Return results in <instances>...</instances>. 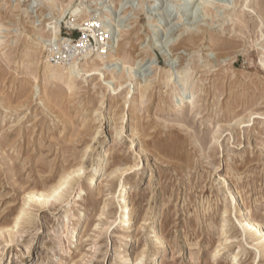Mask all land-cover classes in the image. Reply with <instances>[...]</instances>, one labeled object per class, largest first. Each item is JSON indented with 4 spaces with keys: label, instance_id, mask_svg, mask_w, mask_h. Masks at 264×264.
<instances>
[{
    "label": "rangeland",
    "instance_id": "374dc122",
    "mask_svg": "<svg viewBox=\"0 0 264 264\" xmlns=\"http://www.w3.org/2000/svg\"><path fill=\"white\" fill-rule=\"evenodd\" d=\"M55 1L0 0V264H264L259 232L240 228L246 214L264 223V0H93L58 22L69 0ZM88 21L121 47L123 63L104 69L121 83L115 95L96 73L69 94L43 71L38 47L76 38ZM64 168L79 170L40 203ZM119 185L130 189L125 229L111 224ZM232 193L242 211H231ZM79 209L71 244L62 228Z\"/></svg>",
    "mask_w": 264,
    "mask_h": 264
},
{
    "label": "bare ground",
    "instance_id": "6f19581e",
    "mask_svg": "<svg viewBox=\"0 0 264 264\" xmlns=\"http://www.w3.org/2000/svg\"><path fill=\"white\" fill-rule=\"evenodd\" d=\"M50 1L53 2V3L56 2L55 0H50ZM92 1L93 0H69L61 8V11H60V13H58V16L55 18V21L56 22L63 21L65 19V16H64L65 12L70 11V10H71V14L74 17L75 16H79L80 13H82V15H85L86 11L88 12V10H87L88 6H93V5H90L88 3V2H92ZM246 1L247 0H243V3H242L243 7H246V6L248 7V4L246 3ZM189 5L190 6L193 5L192 0H190V4ZM249 6H250V4H249ZM104 8L105 7H103V9ZM260 9H262V8H260ZM97 10H102V7L93 8V9L90 10V12H94V11H97ZM182 10H184V7H183ZM104 12H108V10H104ZM100 13H103V12L100 11ZM103 15H108V14L105 13ZM88 16H91V15L88 14ZM167 16H169V15H167ZM79 17H81V15ZM153 18L154 17L149 18L148 23H147L148 24L147 26L152 27V28L156 27V25H157ZM256 18H257V16H256ZM82 19H84V18H81L80 21H82ZM261 20H262V17H261ZM73 22L74 21H69L68 24L74 25ZM102 23H104V22L102 21ZM262 23H263V21H260L259 24L257 23V26H258L260 32H261L260 27H261ZM75 24L77 25V24H80V23H75ZM85 24H86L87 28L84 29V31L90 32L91 35L94 38L95 35L92 33V29H90V28H92L91 25L89 23H85ZM258 28H257V30H258ZM156 32L158 34V29L156 30ZM147 36H151V30L150 29L148 30V35ZM45 42H47V43H45ZM49 42L50 41H44L45 45L42 44L40 47H38L39 50L45 56L44 59H43V63H42L43 64V71H44V73H48V77L50 79H60L64 83V85L66 86V90H67V92H69V94L71 93L72 87L75 85V79L78 76H81V75L83 76L84 74L89 75V74H92V73H96V74L99 75V79L102 82H104V84L108 88V91L111 92L112 94H114L118 90L119 86L121 85L120 82L114 84L113 79L112 80H105V77H104V69H105V67H107L108 65H114V64H118V63H123V62H121V58H120V54L121 53L119 51V48H121V47H119L118 40L112 39V41H108L105 44H104V41H103V43L99 46V48L96 49V55H94L93 56L94 58L91 59V60H86L84 62H80L78 59H76L72 63L64 64V65H59V64L56 65V64L50 63L49 53H48L49 50L57 49L59 47V45L63 44L64 42L62 41V43H61V40L58 39V38L55 41H52L50 45H49ZM262 49H263V47H262ZM97 50H99V51H97ZM101 54H104L105 56L101 57ZM261 55H263V52L261 53ZM260 60L262 61V65L264 66V58L262 57V59H260ZM178 73H180V76H178V77L180 78L179 80L181 82L182 88L178 92L177 91L175 92L176 96H174V97H175V100L181 101L182 99L184 100V98L186 97V94L189 91L187 90L186 87L184 88V85L187 82V78L182 75L181 71H178ZM171 80H172V73H166L162 77V79L160 80V83H162L164 85L165 84L167 85V84H170L169 81H171ZM135 85H137V83ZM169 86L171 87V84ZM135 87L134 86L131 87L126 92V94L124 96V103L128 102V101H126L127 95L132 94L136 89H138L137 87L135 89ZM146 88L144 87V90ZM53 97L55 99L58 98V99L61 100L62 97H63V93L61 91H57L54 94ZM116 113H118V109H116V107H114V106L110 107L108 112H106V111L103 112V113L100 112V114H102V119H110L112 117V114H116ZM120 119H123V116H121ZM66 122L68 123L69 119H67ZM102 167L103 166L100 163H99V165L97 167H95V169L93 170L94 171L93 175L89 179L90 181H92L94 179V177L99 175L100 171L102 170ZM65 170H66V168L63 169V173H62V174H65V176L62 179H60L58 181L57 185L54 186L52 189H50V191L48 193H46V194L45 193H39V194L38 193H33L32 194V198L36 197V195L38 194L37 197H42V200L40 201V203H46V202H48V199L51 196H60V194L58 192V189H60V187L64 183L68 182L67 179H69V176L72 173L77 172L79 169H77L76 171H73L72 173H70V172L66 173ZM118 189L121 190V191H118ZM82 191H83L82 187H79L78 191L75 193L76 194V198H80ZM116 191H117V195L115 196L116 197V202H115L116 205L115 206H116V211L117 212H116L115 219L112 221V223L111 222L110 223L111 224L114 223V224L118 225L119 228L121 227L122 229H125V228H127V222L129 221V210L130 209L128 207L127 194L130 192V189H128L127 186H123V185L120 186L119 185ZM232 196H233V198H232ZM236 196H237V193H232L230 195L231 199H230L229 203H230V205H232L231 211H233V212H235V210L242 211V208H243L242 204H240L239 206H237V205L235 206V205L232 204V202H234V201H237V203H240L238 199L236 200V198H237ZM21 212H24V210H22ZM81 215L82 214H81V210L80 209L76 213H71L70 220L68 221L67 224L63 225V228H62L63 229V233L67 232L69 234V242H71V244L73 242L77 243V241H78L79 225H80V219L82 217ZM244 216H245V218L242 220V222L240 224L241 231H242L243 234H245V232L251 233L252 232L251 230L253 228L257 232H259V236L257 237V239H258V243H259L260 246L259 245L255 246V248H256L255 253H256V255L262 253L261 255L264 257V223L262 225H259L257 223H254V221H253L254 219L252 218V216H250L248 214H246ZM18 219L19 218L15 219V220L17 221ZM122 231H124V230H122ZM116 234H118V233H115V235ZM8 235H9V237L11 236L10 234H8ZM123 238L125 239V236H123ZM154 241L157 244V250L155 251V253H156V252H159L161 247L163 246V245L161 246V244L163 242H162V239L160 238L158 233H156ZM126 243H127V240H124L123 244H126ZM153 264H158L157 260L154 261Z\"/></svg>",
    "mask_w": 264,
    "mask_h": 264
},
{
    "label": "built area",
    "instance_id": "2783aa9c",
    "mask_svg": "<svg viewBox=\"0 0 264 264\" xmlns=\"http://www.w3.org/2000/svg\"><path fill=\"white\" fill-rule=\"evenodd\" d=\"M89 23L94 30H96V38L95 41L93 37L83 30H79V34L76 38L64 37L61 42L64 41L63 44L59 45L57 49L49 50V60L52 63L57 64H67L73 59L77 58L80 54H84L86 52L94 51L97 45H101L104 41V44L108 41V35L103 34V32L99 31L98 25H95V22H87ZM97 43V44H96Z\"/></svg>",
    "mask_w": 264,
    "mask_h": 264
}]
</instances>
